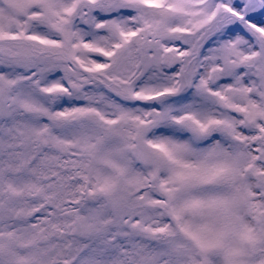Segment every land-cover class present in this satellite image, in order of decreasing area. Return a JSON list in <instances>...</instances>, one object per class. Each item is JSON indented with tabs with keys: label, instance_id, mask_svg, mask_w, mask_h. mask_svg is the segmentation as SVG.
<instances>
[{
	"label": "snow or ice",
	"instance_id": "obj_1",
	"mask_svg": "<svg viewBox=\"0 0 264 264\" xmlns=\"http://www.w3.org/2000/svg\"><path fill=\"white\" fill-rule=\"evenodd\" d=\"M0 264H264V0H0Z\"/></svg>",
	"mask_w": 264,
	"mask_h": 264
}]
</instances>
